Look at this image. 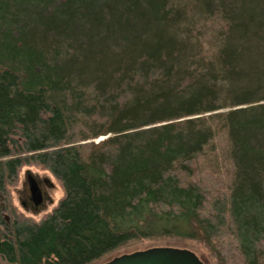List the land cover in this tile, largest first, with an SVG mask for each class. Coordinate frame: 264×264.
Wrapping results in <instances>:
<instances>
[{
    "label": "trees",
    "instance_id": "16d2710c",
    "mask_svg": "<svg viewBox=\"0 0 264 264\" xmlns=\"http://www.w3.org/2000/svg\"><path fill=\"white\" fill-rule=\"evenodd\" d=\"M193 1L0 0L1 260L175 239L264 264V0ZM35 164L65 192L40 222L8 196Z\"/></svg>",
    "mask_w": 264,
    "mask_h": 264
},
{
    "label": "rangeland",
    "instance_id": "374dc122",
    "mask_svg": "<svg viewBox=\"0 0 264 264\" xmlns=\"http://www.w3.org/2000/svg\"><path fill=\"white\" fill-rule=\"evenodd\" d=\"M183 1L187 2V5L185 7L188 8H190L188 5H192V3L194 2L193 0ZM261 56L264 59V56ZM261 59H259V62H261ZM102 139H104V137L98 138L96 141H100ZM223 144L224 140H221V147L219 148L220 152H222ZM222 163L223 162L219 159V164L221 168ZM29 173H31L37 179L39 184L43 187L45 193L44 206L38 211L32 208L31 204L28 202L27 199L29 190L27 183V175ZM216 174H219V172H217ZM8 196L9 201H11L9 207L12 208V210H14L19 217H26L33 220L34 222H40L59 205V203L65 196V192L61 183L54 177V175H52L50 171L40 165L35 164L24 166L20 169L18 179L8 187ZM24 202L27 203L26 206L24 205ZM4 214L6 218H9V212L6 211V213ZM154 247H176L182 249H189L195 252L205 264H218L213 250L209 248V246L204 244L202 241L194 242L189 240L175 239H152L141 241L113 253L111 256L99 262L98 264H102L103 262L109 261L117 256L130 254L137 251H143ZM0 264L7 263L0 259Z\"/></svg>",
    "mask_w": 264,
    "mask_h": 264
},
{
    "label": "water",
    "instance_id": "95a60500",
    "mask_svg": "<svg viewBox=\"0 0 264 264\" xmlns=\"http://www.w3.org/2000/svg\"><path fill=\"white\" fill-rule=\"evenodd\" d=\"M29 190L35 205L42 206L44 197L36 178L27 175ZM102 264H205L199 256L189 250L176 247H154L143 251L124 254Z\"/></svg>",
    "mask_w": 264,
    "mask_h": 264
},
{
    "label": "flooded vegetation",
    "instance_id": "af4514ba",
    "mask_svg": "<svg viewBox=\"0 0 264 264\" xmlns=\"http://www.w3.org/2000/svg\"><path fill=\"white\" fill-rule=\"evenodd\" d=\"M36 180H37V179H36ZM27 183H28V182H27ZM37 183L39 184L38 181H37ZM39 185H40V184H39ZM40 187H41V191H42L43 197H44V199H45L44 189H43V187H42L41 185H40ZM28 188H29V186H28ZM27 199H28V202L31 204L32 208H33L34 210H36V211L40 210V209L44 206V204H43L42 206H38V207L35 205V203L33 202V196H32V194H31L30 190H28V196H27ZM24 205L26 206L27 203L24 202Z\"/></svg>",
    "mask_w": 264,
    "mask_h": 264
}]
</instances>
